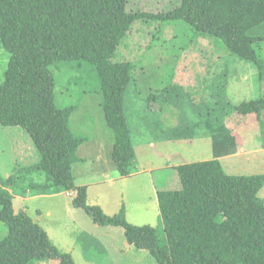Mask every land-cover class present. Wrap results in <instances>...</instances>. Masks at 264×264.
<instances>
[{"label":"trees","instance_id":"1","mask_svg":"<svg viewBox=\"0 0 264 264\" xmlns=\"http://www.w3.org/2000/svg\"><path fill=\"white\" fill-rule=\"evenodd\" d=\"M129 3L0 0V40L10 54L0 83V124L27 132L41 156L37 164L18 169L0 182V221L8 229L0 241V264H35L47 259L75 264L73 256L61 252L40 224L14 209L16 194L34 197L63 192H76L73 207L91 215L95 224L122 227L126 242L147 251L157 264H264V202L258 196L264 174L229 175L219 159L236 150L229 127L235 125L237 130L240 126L233 118L225 121L228 105L224 104L222 80L210 81L209 98L203 97V86L202 102L196 101L195 94L190 97V106L198 108L195 123L179 119L178 126L169 131L160 122L156 124L169 140L185 139L201 126L212 135L215 151L212 160L170 168L173 172L164 182L174 180L173 188L155 184L165 239L156 226L130 224L124 210L110 216L102 207L90 205L88 187L76 184L74 166L82 161L77 152L88 141L71 126L81 101L58 106L52 66L85 61L93 67L104 117L114 132L112 159L122 178L138 173L133 127L126 110L135 64L116 61V53L136 22L183 21L216 39L229 53L256 65L261 78L264 75L260 55L264 36L252 34L264 25V0H181L173 9L156 14L129 11ZM171 90L175 87L151 94L150 99L160 107L171 105ZM230 108L233 116L255 115L260 121L264 96ZM217 144L222 148H216ZM160 175V171L152 172L154 177Z\"/></svg>","mask_w":264,"mask_h":264},{"label":"rangeland","instance_id":"2","mask_svg":"<svg viewBox=\"0 0 264 264\" xmlns=\"http://www.w3.org/2000/svg\"><path fill=\"white\" fill-rule=\"evenodd\" d=\"M180 1L130 0L128 10L156 14L173 9ZM252 34L264 36V25ZM260 55L264 71V49ZM9 59L10 54L0 40V83L5 79ZM116 61H131L135 64L134 81L130 87L126 110L133 127V141L135 145L142 144L138 162L158 167L156 170L162 175L154 177L151 173H137L129 178L120 176L111 154L110 144L113 139L108 137L111 135L114 138V132L104 117L96 72L85 61L56 64L52 69L56 77L58 106L79 105L81 101V109L74 114L76 120L81 111L92 116L98 111L101 114L87 126H76L77 129L74 126V133L88 140L81 145L84 146L79 153L82 161L75 164L74 169L76 184L88 187L90 205H102L104 212L112 216L124 210L130 224L156 226L161 237L166 238L159 219L156 185L161 189L174 187V180L164 182L165 176L173 172L169 165L178 166L215 158L213 138L211 143L209 135L205 134L201 126H196L185 139L170 141L174 145L156 143L154 149L147 146L153 140V114L159 104L150 99L151 94L168 86L175 87V91L171 90V106L168 109L174 111L176 118L181 121L185 122L183 118H186L195 123L198 120V108L190 106L193 103L190 97L195 94L196 101H200L205 85L206 94L203 97L207 95L209 98L210 81L215 78L216 81L222 80L224 104L228 105L225 121L227 123L233 118V123L238 120L240 126L236 130L235 125L232 129L227 125L239 152L235 150L233 154L219 159L229 175L264 174V113L260 121H256L255 115H248L244 122V116H233L230 108L264 96V75L260 77L256 65L229 53L216 39L195 31L183 21L170 24L159 21L136 22L119 47ZM221 72L224 74L220 77ZM202 78H206V82ZM86 97L94 101L91 112V103ZM258 123L259 127L256 126ZM216 148L222 147L217 144ZM40 160V153L27 132L0 124V182L16 174L18 169L33 166ZM106 174L111 177L106 179ZM115 176L120 177L114 180ZM258 196L264 202V187ZM73 198L71 192L34 197L16 194L13 203L17 214L25 211L45 229L50 241L61 252L73 256L75 264H157L147 251L130 245L126 247L122 227L95 224L91 215L73 207ZM7 234L6 225L0 221V241ZM35 264L58 262L47 259Z\"/></svg>","mask_w":264,"mask_h":264},{"label":"crops","instance_id":"3","mask_svg":"<svg viewBox=\"0 0 264 264\" xmlns=\"http://www.w3.org/2000/svg\"><path fill=\"white\" fill-rule=\"evenodd\" d=\"M202 81H204L203 78H202ZM86 98H87V101H89L91 103V105H90L91 106L90 112H91V110L93 109V102L94 101L91 98H88V97H86ZM81 106H82V104L77 108V110L74 112V114H76L81 109ZM169 106H171V105H166V106L160 107V105L157 104V106L155 107V110H154L155 112L153 114L154 115V121H155V123H154V129H153V132H154L153 140L152 141H149V143L147 144V146H150L153 149H154V147H156L154 145L156 143H166L167 146L174 145V143H170V141H175V140H172V139L169 140V139L165 138L164 135H163V133H162L163 131H160L159 128H158V126L156 125L159 122L160 123H163L161 125H162L164 131H169V130L174 129L175 127L178 126L180 120L178 118H176V116L174 115V111L168 109ZM99 112L100 111L94 113V115L92 116V115H89L90 113H86L85 111H83V112L81 111L78 114L77 120H76V116L73 114L72 119H71V126H72L73 131H74V126L75 127L76 126H80L82 128V127L87 126L90 123H92L91 120H93V119L95 120V118L97 120V118L99 117V115H101ZM183 119L185 120V122L192 123L189 120H187L186 118H183ZM248 119L251 120V118H248ZM243 121L246 122V119H243ZM183 123H184V121H183ZM256 126L259 127V123ZM76 129H77V127H76ZM239 130H241V128ZM205 134H208L209 135L208 136V140L210 139L211 140V143H212V135H210V133L208 131H206V130H205ZM108 137L111 140L113 139L111 135L108 136ZM132 141H133V135H132ZM110 145H111V150L113 151V140H112V142H111ZM133 145L135 147V151H136V155H137V161H138V160H140L139 159L140 158V149H141V146L140 145H142V144L139 143L138 145H135V143L133 141ZM82 147H84V146H81L79 148L78 152H77V155H78L79 158H81L80 155H79V153H80ZM164 150H165V148H164ZM236 150H237L236 152H239V149L238 148ZM167 151H168V148H167ZM231 154H233V153H231ZM213 159H214V157H213ZM209 160H212V157ZM176 166L177 165H169V168H174ZM137 167H138V173H140V174H146V173L150 174L151 173V175H152V172H154V171L158 172V170H156V169H159L158 167L149 166L148 164L146 165L143 162H138ZM110 177L111 176H109V175L106 174V179H109ZM115 177L116 178H114V180H117L118 177H120V176H115ZM114 180L110 181V183L113 182ZM77 185H79V184H77ZM155 191L157 192V189ZM71 194H73V197H75V195H76L75 192H71ZM66 195H69V193H66ZM156 196H157V194H156ZM100 207H102V209L105 210L102 205H100ZM110 216H112V215H110ZM128 245L129 244L127 243L126 244V247H128Z\"/></svg>","mask_w":264,"mask_h":264}]
</instances>
